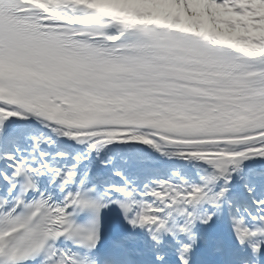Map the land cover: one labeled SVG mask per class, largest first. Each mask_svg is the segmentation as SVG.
Returning a JSON list of instances; mask_svg holds the SVG:
<instances>
[{
    "label": "snow or ice",
    "instance_id": "obj_1",
    "mask_svg": "<svg viewBox=\"0 0 264 264\" xmlns=\"http://www.w3.org/2000/svg\"><path fill=\"white\" fill-rule=\"evenodd\" d=\"M0 264H264V0H0Z\"/></svg>",
    "mask_w": 264,
    "mask_h": 264
}]
</instances>
